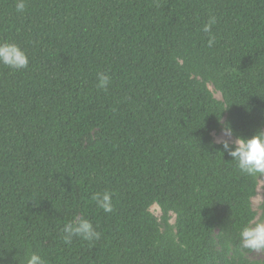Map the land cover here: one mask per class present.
<instances>
[{
	"label": "trees",
	"instance_id": "obj_1",
	"mask_svg": "<svg viewBox=\"0 0 264 264\" xmlns=\"http://www.w3.org/2000/svg\"><path fill=\"white\" fill-rule=\"evenodd\" d=\"M0 42L29 58L0 64V264H234L264 174L213 133L264 130V0H0ZM82 219L100 240L64 244Z\"/></svg>",
	"mask_w": 264,
	"mask_h": 264
},
{
	"label": "clouds",
	"instance_id": "obj_2",
	"mask_svg": "<svg viewBox=\"0 0 264 264\" xmlns=\"http://www.w3.org/2000/svg\"><path fill=\"white\" fill-rule=\"evenodd\" d=\"M25 8L26 0H16L17 12L22 13ZM216 23V17L210 15L208 22L202 29L204 33L209 34L208 47L210 48L215 44L216 38L212 34V28ZM0 64L14 70H22L29 66V58L26 51L19 45L11 42H0ZM97 79V87L106 90L111 77L101 72L97 74ZM219 123L223 138L217 142L222 144L224 152L233 158L238 169L247 175L264 174V130L257 131L250 138H244L235 135L230 122L225 123L223 118H220ZM91 199L103 212L112 213L114 211L113 193L111 191L95 192ZM97 227L88 219L74 220L64 225L61 239L66 245H70L74 237L89 243L98 241L101 238V233L97 231ZM239 237L242 248L255 252L264 250V220L258 222L255 217L250 219L242 227ZM24 264H47V261L34 252H27L24 257Z\"/></svg>",
	"mask_w": 264,
	"mask_h": 264
},
{
	"label": "rangeland",
	"instance_id": "obj_3",
	"mask_svg": "<svg viewBox=\"0 0 264 264\" xmlns=\"http://www.w3.org/2000/svg\"><path fill=\"white\" fill-rule=\"evenodd\" d=\"M211 90L213 91L215 97L219 100H221L220 93H217L213 87H211ZM213 138L215 142L222 139V133H213ZM234 139V138H233ZM218 143V142H217ZM264 201V179L260 181L259 187H258V193L257 196L252 200L253 209L258 213L257 221H260V217L262 215L261 205ZM151 211L155 214L156 217L160 218L162 216V213L160 209L155 205L151 208ZM174 221V220H173ZM220 232L217 230L214 233L213 237V243H214V250L218 253H225V245L220 241ZM228 251L229 254V260H232L234 264H264V250L255 252L244 248H239L236 250L234 246L230 243Z\"/></svg>",
	"mask_w": 264,
	"mask_h": 264
}]
</instances>
